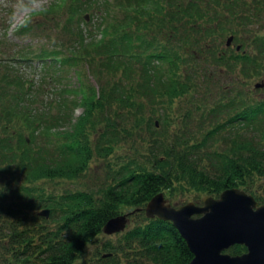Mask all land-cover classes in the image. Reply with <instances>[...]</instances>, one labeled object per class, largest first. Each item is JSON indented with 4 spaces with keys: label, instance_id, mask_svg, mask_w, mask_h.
<instances>
[{
    "label": "trees",
    "instance_id": "1",
    "mask_svg": "<svg viewBox=\"0 0 264 264\" xmlns=\"http://www.w3.org/2000/svg\"><path fill=\"white\" fill-rule=\"evenodd\" d=\"M77 3L79 10L95 9L92 16H102L100 22L89 25V30L87 21L85 27L78 25V40L76 45H70L67 55H60L54 49L40 51L33 57L45 59L49 55V66L53 71L49 80L66 81L65 85L55 89L60 100L58 114H51L49 110V113L39 111L36 115L30 113L32 105L24 103L21 109L15 105L22 101L36 103L34 97L31 101L25 99L29 88H24L17 78L13 97L10 96V104L2 118L12 122L20 113L28 128L39 129L35 125L38 122V126L51 132L60 120L66 122L71 99L68 101L65 96L80 94L85 88V92L93 93L89 110L99 116L102 129L116 125L123 129L143 126L168 129L169 124L172 129H181V133H174L170 139L164 138L162 132L150 137L147 151L143 152L147 164L126 162L113 169L109 186L98 196L81 189H66L58 194L37 190L23 192L19 187L21 184L10 197L7 192V203L0 201V264H92L85 260L90 256L91 245V255L100 264H188L192 253L178 230L169 221L148 218L143 208L155 194L172 190L176 185L181 192L177 194L178 198H186V202L199 199L197 203H200L203 195L216 197L227 187L242 188L258 200L256 186L264 180V96L262 99L243 95L251 90L248 85L253 79L264 75V30L254 26L264 27V0H103L101 4L97 0H74L73 6ZM107 4L111 7L115 4L122 12L121 16H115ZM260 11L262 15H258ZM106 17L115 18L112 30L96 39L95 31L104 28ZM235 41L245 42L248 49L243 50L239 44L234 46ZM88 44H91V52H83ZM90 54L92 66H88V70L99 84L98 89L82 81L85 73L79 74L78 81L71 82V74L65 76L61 68L69 63L67 58L78 60ZM203 61L214 64L209 68L200 65ZM222 72L241 78L248 89L238 86L237 90L245 94L236 95L239 97L228 94L225 101L220 97L213 101L200 114L197 128L190 127L188 112L177 124L169 121L173 115L170 116L168 111L158 123L152 122L149 116L138 117L134 126L113 119L112 115L123 119L126 109L131 110L135 93L148 100L151 110H156L154 107L159 105L161 108L164 99L185 98L200 82L207 91L210 89L207 83L212 78L220 79L221 75L225 78ZM104 75L112 83L100 84ZM205 122L208 128L201 129ZM157 124H165L167 128L157 127ZM187 129H195L193 133L200 131V140L192 141L193 133ZM225 131L227 134L223 138L236 141L235 146L220 149L218 144L210 148L214 133ZM3 138L0 137V170L10 169L14 177L17 172L22 173L23 164L26 175L22 182L29 181L30 173L33 174L40 165L38 160L45 156L41 147L26 149L23 152L26 157L16 156L17 152L10 149L11 140ZM78 142L75 145L61 141L55 153L47 151L51 165L55 160L58 163L47 166L49 168L44 169L42 175L66 178L79 175L87 166L93 148L88 141ZM96 149L101 153L97 146ZM110 150L109 146L108 152ZM77 158L81 160L78 164L74 163ZM32 159L34 164L29 165ZM191 188L201 191L202 196H192ZM175 199L172 196L168 202L184 203ZM49 204L47 217L35 210ZM125 206L130 208L128 217L133 225L120 232L116 242L109 238L99 240L105 222L118 215L120 208ZM244 251L246 247L242 244L227 249L230 254Z\"/></svg>",
    "mask_w": 264,
    "mask_h": 264
},
{
    "label": "rangeland",
    "instance_id": "2",
    "mask_svg": "<svg viewBox=\"0 0 264 264\" xmlns=\"http://www.w3.org/2000/svg\"><path fill=\"white\" fill-rule=\"evenodd\" d=\"M74 0H0V137L3 139H10L13 143L10 147L11 150L16 151V156L21 155L26 157L23 152L26 149L35 150L38 146L41 147L42 152L45 154L43 158L38 160L40 164L36 171L32 174L30 173L29 181L22 182L25 174V166L22 165V173L17 172L14 177L11 176V171L0 170V201L6 202V194L10 197L11 192L16 191L19 184L20 189L25 192L27 190L31 191H46L49 193L58 194L60 191L63 193L66 189H81L91 193L94 196H98L106 189L110 180L112 179V170L118 169L126 162L140 161V163L147 164L146 160L143 158V152L147 151V145L149 143L150 137H155L157 132L164 133V138L170 139L173 137L174 133H181V129H172L173 126L168 124V129H150L146 127H141L139 129H123L119 125L115 127L108 126L106 129H102L103 123L98 122V115L91 113L89 110L90 100L93 97L91 93L85 92L86 89L83 88L80 94H68L65 96L66 100H70L67 111L66 122H61L53 126L51 132L49 129L38 126L39 123L35 122V125L39 129H30L23 124V115L19 113V118H14L12 122L8 121L7 118H2L4 112L8 105L10 104V96L14 93V85L16 80L21 82L24 88H29L25 93L27 101H31L30 98L34 97L36 103L32 102H20L19 104L15 102V105H19V108L23 107V104L32 105L31 112L36 115L39 111H45L51 114L57 115L59 112V99L56 97L55 89L66 84V81L62 80L51 81L49 80V75L52 73V68L49 66V55L48 58H39L34 55L40 51H50L57 49L60 55H67L69 52L70 45H76V40H78V25L80 27H85L89 30V25L100 22L102 16L94 17L92 16L95 9H88V11L79 10V4L73 6ZM99 4L103 3V0H97ZM107 1V0H106ZM105 6L106 2L104 1ZM112 13L121 16L122 12L116 8L115 4L111 7L107 4ZM73 6V7H72ZM77 7V8H76ZM117 11V13L115 12ZM258 15H262V11ZM87 18H86V17ZM83 18L87 20L82 21ZM104 25V28L100 27L99 30L95 31L97 33L96 39H99L104 32L112 30V25H114L115 18L108 19ZM258 21L254 22L256 24ZM259 29L264 30L258 25H254ZM93 30V29H91ZM102 30V31H101ZM87 35L92 39L89 32ZM94 36V35H93ZM243 46V50L248 49L245 42L235 41V45ZM91 44L85 46L83 52H91ZM54 52V51H53ZM43 55L46 53L42 52ZM74 58V56H71ZM76 59V58H75ZM65 60V59H64ZM69 63L61 68H63V74L69 76L71 74V82L76 79L79 80V74L85 73L82 76V81L89 83L99 88V84L92 76L91 72L88 70V66H92L91 54L85 57H81L78 60L66 59ZM210 62V61H209ZM211 63V64H210ZM207 63L206 61L200 62V65H205L206 67L212 68V62ZM224 65V63H223ZM50 67V68H49ZM199 70V67L196 66ZM77 72V73H76ZM89 72V75H88ZM225 78L220 76L212 78L211 82L207 83L210 87L206 91V86L203 83L197 84V89L190 93L185 98L176 99L170 101L164 99L163 106L160 108L156 105L154 108L156 110H151L149 107V102L146 98H142L139 93H135V104L132 106L131 110L126 109L124 118L113 116V119L126 126H134V122L138 117L145 116L150 117L151 121H158L164 116L166 111L171 112L169 121L175 122L177 124L180 119L183 118L185 113H190V127L198 126V119L200 114L206 110L207 107L213 104L217 98H222L225 101L229 96L245 94L237 90L238 86H242L245 90L243 81L241 78L236 79L233 75H229L226 72H222ZM263 76V79H261ZM253 79L248 85L251 88L250 91L243 96H249L251 98H262L264 96V75H261ZM81 80V79H80ZM112 83V80L104 75L102 82L100 84ZM255 83V87H254ZM259 84V85H257ZM257 85V87H256ZM32 86V88L30 87ZM194 88V87H192ZM32 89V90H31ZM248 89V88H247ZM63 93V90H62ZM32 94V96H30ZM61 94V93H60ZM58 99V101H56ZM205 104V105H202ZM50 107V109H49ZM34 108V109H33ZM18 111V108L17 110ZM21 115V116H20ZM17 116V115H15ZM14 116V117H15ZM38 123V124H37ZM164 125V126H163ZM157 127H166L165 124H157ZM208 123L202 124L201 129H207ZM243 127V123L241 125ZM44 128V129H41ZM167 128V127H166ZM242 129V128H238ZM12 130L19 134V137L15 133H10ZM195 129H187V132L193 133ZM236 132V129H232ZM227 134V131L221 133H214V138L211 140L210 148H215L213 146L220 145L221 148H231L235 146L236 141L224 139L223 136ZM67 136V137H65ZM200 131L193 133L192 141L200 140ZM50 140V141H49ZM61 141H70L76 144L88 141L93 148V153L91 151V158L86 161L87 166L80 172L79 175L72 178L66 177H51L48 175H42V171L55 164L57 160L52 164V160H49V153H55L56 146ZM99 144V146L97 145ZM100 145H103L100 147ZM96 146L101 150L98 153ZM109 146L111 150L108 152ZM231 146V147H230ZM26 147V148H25ZM238 147H236V150ZM77 151L78 149L75 148ZM238 151V150H237ZM8 153H10L7 150ZM105 153V154H104ZM11 154V153H10ZM21 157V158H22ZM54 159V157H53ZM21 160V159H20ZM19 160L18 163H21ZM34 160L29 162V165H33ZM50 161L49 164L45 162ZM80 159L74 160V163H80ZM3 164L2 167H5ZM51 165V166H50ZM106 165H108L106 167ZM49 166V167H47ZM19 174L23 177H20ZM259 177V176H258ZM18 178V180L16 179ZM255 193L257 194L258 201L260 203L264 202V180L259 182L256 186ZM192 191V196H202L201 191L195 190V188L190 189ZM164 195L166 200H169L174 196L175 201L181 202L187 200L186 198H178L177 194H181L180 187L175 186L172 190L165 189ZM176 195H175V194ZM174 194V195H173ZM200 196V197H201ZM263 198V200H262ZM55 199H59L55 196ZM170 201V200H169ZM172 200V202H175ZM199 202V199L198 201ZM183 203H179L181 205ZM51 205L41 206L35 210L41 211L44 208H50ZM130 210L129 207H121L120 213L124 214ZM133 221V220H132ZM133 225L129 220L126 223V228ZM121 230L120 232L124 231ZM120 232L115 233H101L99 240L111 239L115 241L118 239ZM91 245L88 253L90 256L85 257V260H90L92 264H100L101 262L96 261L95 256L91 255L92 252ZM124 260L122 259V262Z\"/></svg>",
    "mask_w": 264,
    "mask_h": 264
},
{
    "label": "water",
    "instance_id": "3",
    "mask_svg": "<svg viewBox=\"0 0 264 264\" xmlns=\"http://www.w3.org/2000/svg\"><path fill=\"white\" fill-rule=\"evenodd\" d=\"M144 211L148 218L169 221L178 230L192 253L188 264H264V203L242 188L227 187L216 197L203 195L201 203L181 205L167 202L160 191ZM49 213V208L39 211L46 217ZM127 221L128 213L113 216L103 231L120 232ZM234 244L244 245L246 251L230 254L227 249Z\"/></svg>",
    "mask_w": 264,
    "mask_h": 264
},
{
    "label": "bare ground",
    "instance_id": "4",
    "mask_svg": "<svg viewBox=\"0 0 264 264\" xmlns=\"http://www.w3.org/2000/svg\"><path fill=\"white\" fill-rule=\"evenodd\" d=\"M149 200H150V199H149ZM149 200H148V201H149ZM148 201H147V202H148ZM147 202H146V203H147Z\"/></svg>",
    "mask_w": 264,
    "mask_h": 264
}]
</instances>
